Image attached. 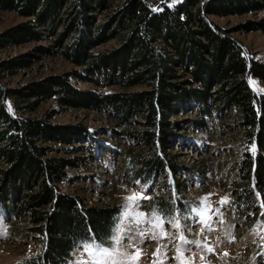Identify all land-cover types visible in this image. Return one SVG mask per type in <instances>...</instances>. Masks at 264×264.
<instances>
[{"label": "trees", "instance_id": "trees-1", "mask_svg": "<svg viewBox=\"0 0 264 264\" xmlns=\"http://www.w3.org/2000/svg\"><path fill=\"white\" fill-rule=\"evenodd\" d=\"M263 9L264 0H120L114 7L109 0H0V10L24 18L0 32V53L51 40L25 54L0 57V213L6 221L25 215L29 231L39 234L42 249L27 264H66L91 239L107 247L121 217L116 206H87L60 191L61 183L74 181L66 169L77 166V156L54 153H91L81 143L93 133L81 123H52L55 109L35 115L50 99L62 108L96 110L103 105L111 111L145 152L127 150L122 168L131 179H170L166 193H176L178 201L156 197L151 203L150 212L162 215L178 204L181 214L188 213L182 207L184 182L202 176L198 166L190 173L172 149L187 139L188 131H204L211 117L234 109L247 149L237 165L232 209L245 218L257 203L264 208V93L250 85L251 79L264 82V62L232 35L264 33V17L247 19L235 30L211 19ZM104 10L110 13L98 23ZM112 40L116 46L93 51ZM58 54L81 69L8 84L21 69ZM74 81L120 89H79ZM134 87L139 89L130 90ZM184 114L196 116L175 119ZM138 118L142 129L132 126Z\"/></svg>", "mask_w": 264, "mask_h": 264}, {"label": "rangeland", "instance_id": "rangeland-1", "mask_svg": "<svg viewBox=\"0 0 264 264\" xmlns=\"http://www.w3.org/2000/svg\"><path fill=\"white\" fill-rule=\"evenodd\" d=\"M152 1L173 4L178 0ZM109 2L114 7L120 0ZM107 13L110 10L100 12L97 22H102ZM260 17H264V9L256 14L211 16V19L223 28L235 30L247 19ZM23 20L13 11L0 10V32ZM232 35L248 54L264 62V33L234 31ZM50 43L51 40L26 42L3 50L0 57L25 54L37 44ZM114 46L116 41L112 40L96 46L93 51H105ZM72 69L81 68L62 54L47 56L29 68L21 69L8 84L20 86ZM74 83L79 89L103 92L120 89L116 85L100 87L93 83ZM250 85L255 92L264 93V82L251 79ZM136 89L139 87L130 90ZM54 109L57 114L51 119L52 123H81L93 133L91 140L81 143L85 148L89 145L91 153L86 149H78L73 155L64 151L54 153L68 158L77 156V166L66 169L74 181L72 184L61 183L60 191L81 198L87 206H116L121 212L107 247L91 239L80 245L66 264H264V208L261 202L245 218L236 216L232 209L238 180L237 165L242 152L247 149L236 125L234 109L227 108L220 117H211L209 128L204 131H188L187 139L172 149L190 173L192 166H198L202 176L189 177L190 181L184 182L182 207L188 213L181 214V204H178L169 215L150 212L156 197H165L172 203L178 201L176 193H166L169 177L168 180L165 175H156L148 181L131 179L122 168L127 150L131 148L137 154L145 152L135 136L123 132L109 109L103 105L96 110L62 108L55 99H50L41 103L35 115ZM195 116L179 115L175 119ZM132 126L143 128L139 118ZM178 177L183 179L181 173ZM29 226L25 215L18 220L6 221L0 213V264H27L41 251L39 234L29 231Z\"/></svg>", "mask_w": 264, "mask_h": 264}, {"label": "water", "instance_id": "water-1", "mask_svg": "<svg viewBox=\"0 0 264 264\" xmlns=\"http://www.w3.org/2000/svg\"><path fill=\"white\" fill-rule=\"evenodd\" d=\"M257 92V91H256ZM258 94H262L261 92H257Z\"/></svg>", "mask_w": 264, "mask_h": 264}]
</instances>
